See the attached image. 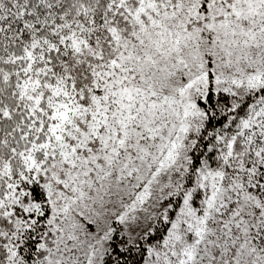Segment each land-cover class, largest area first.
I'll list each match as a JSON object with an SVG mask.
<instances>
[{
  "label": "snow or ice",
  "instance_id": "obj_1",
  "mask_svg": "<svg viewBox=\"0 0 264 264\" xmlns=\"http://www.w3.org/2000/svg\"><path fill=\"white\" fill-rule=\"evenodd\" d=\"M0 264H264V0H0Z\"/></svg>",
  "mask_w": 264,
  "mask_h": 264
}]
</instances>
